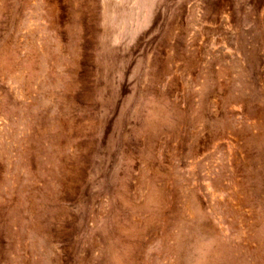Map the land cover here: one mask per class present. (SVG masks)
<instances>
[{"label": "rangeland", "instance_id": "1", "mask_svg": "<svg viewBox=\"0 0 264 264\" xmlns=\"http://www.w3.org/2000/svg\"><path fill=\"white\" fill-rule=\"evenodd\" d=\"M0 264H264V0H0Z\"/></svg>", "mask_w": 264, "mask_h": 264}]
</instances>
